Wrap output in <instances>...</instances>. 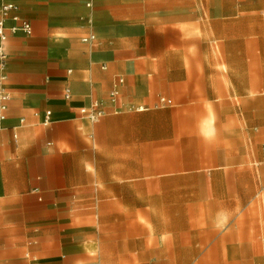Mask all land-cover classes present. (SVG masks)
<instances>
[{
    "label": "crops",
    "instance_id": "0c3cea01",
    "mask_svg": "<svg viewBox=\"0 0 264 264\" xmlns=\"http://www.w3.org/2000/svg\"><path fill=\"white\" fill-rule=\"evenodd\" d=\"M219 1L213 45L128 14L184 3L0 0V264H264V0Z\"/></svg>",
    "mask_w": 264,
    "mask_h": 264
},
{
    "label": "rangeland",
    "instance_id": "374dc122",
    "mask_svg": "<svg viewBox=\"0 0 264 264\" xmlns=\"http://www.w3.org/2000/svg\"><path fill=\"white\" fill-rule=\"evenodd\" d=\"M143 3H158L160 1H167L170 3H184L189 6L185 11L178 12H158V11H144V12H131L128 13L131 16H140L145 21H156L158 19H166L168 16L174 20L185 21V24L179 25L181 32L192 40L203 39L212 42L214 45V27L208 22L215 18V12L210 8L206 9V5L217 4L219 0H141ZM222 3H226L225 0H220ZM219 1V2H220ZM229 3V2H227ZM154 4V5H156ZM148 5V4H147ZM146 5V6H147ZM150 6V4L148 5ZM246 29L237 26H225L218 27V37L222 39L224 36L231 34H241ZM204 49L200 47L199 50ZM208 64L214 66V61H208Z\"/></svg>",
    "mask_w": 264,
    "mask_h": 264
},
{
    "label": "built area",
    "instance_id": "2783aa9c",
    "mask_svg": "<svg viewBox=\"0 0 264 264\" xmlns=\"http://www.w3.org/2000/svg\"><path fill=\"white\" fill-rule=\"evenodd\" d=\"M17 8L12 3H6V2H0V41H5L7 37V28H6V21L7 19H11L15 23H20L19 26H14L10 29V32L17 33L22 32L25 35L31 34V26L30 24L25 21L21 20L16 12ZM90 39H93V37H90ZM84 41H87V39H83ZM6 101V95L3 93L1 88V80H0V118L4 117V110H5V104ZM84 112V111H83ZM99 116V113H96L93 117Z\"/></svg>",
    "mask_w": 264,
    "mask_h": 264
},
{
    "label": "clouds",
    "instance_id": "9594fccd",
    "mask_svg": "<svg viewBox=\"0 0 264 264\" xmlns=\"http://www.w3.org/2000/svg\"><path fill=\"white\" fill-rule=\"evenodd\" d=\"M200 133H201V138L206 141L213 139L216 135L215 121L213 120L209 124L207 119H205V121H203L200 126ZM218 217L220 219L219 226L224 227L228 223L227 214L224 212H220L218 213Z\"/></svg>",
    "mask_w": 264,
    "mask_h": 264
}]
</instances>
